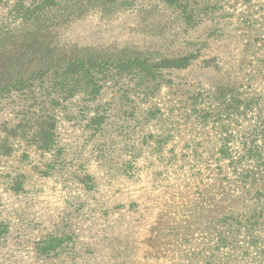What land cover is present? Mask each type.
Wrapping results in <instances>:
<instances>
[{"label":"rangeland","instance_id":"374dc122","mask_svg":"<svg viewBox=\"0 0 264 264\" xmlns=\"http://www.w3.org/2000/svg\"><path fill=\"white\" fill-rule=\"evenodd\" d=\"M106 1L0 0V17L36 14L0 35V84L135 57L102 82V138L57 112L55 172L3 149L27 108L1 103L0 264H264V0H196L188 32L158 0Z\"/></svg>","mask_w":264,"mask_h":264},{"label":"trees","instance_id":"16d2710c","mask_svg":"<svg viewBox=\"0 0 264 264\" xmlns=\"http://www.w3.org/2000/svg\"><path fill=\"white\" fill-rule=\"evenodd\" d=\"M117 1L106 2L116 4ZM194 3L196 0H158L162 7L177 11L176 18L183 32L195 30L202 22ZM55 4L56 0H42L41 4L35 6L45 9ZM144 8L145 6H141L139 11L143 13ZM201 13L205 15L206 11L202 9ZM35 15L28 6L22 14L0 17V35L11 33L15 25L27 23ZM17 53L16 50L15 54ZM197 56L196 49L181 55L163 56L161 63L170 68H184ZM91 57L92 55L69 61L59 74L57 70L40 68L28 76H19L0 84V105L2 103L5 106L17 100L16 105L20 109L27 108L22 118L7 128L8 138L3 141L6 144V148L3 149L10 154L19 151L18 158L21 162L25 160L32 171L55 172L56 162L63 157L66 144L59 137L60 118L57 115L59 111H67L64 115L69 120L73 119L74 125L80 123V134L85 137L98 140L105 135L107 111L99 101L102 95V82L116 80V77L122 76L121 65L116 66V62H125L129 59L135 61V57L113 58L109 55L106 61L108 65L103 60L94 61L95 59ZM14 63L16 66V61ZM95 68L97 70H94ZM18 100L25 101L26 104ZM71 106H77L79 109H72ZM259 126L260 130L256 131L255 137L261 140V146L264 147V123ZM36 153L46 162L41 163L39 162L41 159H35V155L32 154ZM1 229L0 223V234Z\"/></svg>","mask_w":264,"mask_h":264}]
</instances>
